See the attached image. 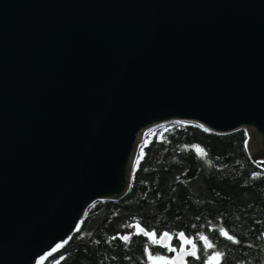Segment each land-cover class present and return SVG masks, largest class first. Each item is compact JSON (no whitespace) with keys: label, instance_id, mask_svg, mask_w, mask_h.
<instances>
[{"label":"water","instance_id":"water-1","mask_svg":"<svg viewBox=\"0 0 264 264\" xmlns=\"http://www.w3.org/2000/svg\"><path fill=\"white\" fill-rule=\"evenodd\" d=\"M175 122L244 131L264 168V0H0V264L124 199L145 132ZM180 241H158L171 264L198 255Z\"/></svg>","mask_w":264,"mask_h":264},{"label":"trees","instance_id":"trees-1","mask_svg":"<svg viewBox=\"0 0 264 264\" xmlns=\"http://www.w3.org/2000/svg\"><path fill=\"white\" fill-rule=\"evenodd\" d=\"M246 141L244 131L219 135L194 123L156 127L140 146L128 195L93 204L40 264H171L173 253L158 244L164 233L173 249L181 233L193 242L198 255L188 264H264V168ZM215 251L224 256L213 258Z\"/></svg>","mask_w":264,"mask_h":264},{"label":"snow or ice","instance_id":"snow-or-ice-1","mask_svg":"<svg viewBox=\"0 0 264 264\" xmlns=\"http://www.w3.org/2000/svg\"><path fill=\"white\" fill-rule=\"evenodd\" d=\"M245 147L247 148V141L245 143ZM220 232H221L222 235H225L228 240H230V241H233L234 240L233 235H230L228 232H226L223 227L220 228ZM145 235H148V233H145ZM164 235H167V233H164ZM181 235H183V233H181ZM122 239H124V240L127 241V240L130 239V237L124 236V237H122ZM202 239H205L206 240L207 238L206 237H202ZM234 242L239 243V241H234ZM209 247H211V245H209ZM223 256H224V253L222 251H215L213 258H221ZM223 264H226V261H224Z\"/></svg>","mask_w":264,"mask_h":264},{"label":"rangeland","instance_id":"rangeland-1","mask_svg":"<svg viewBox=\"0 0 264 264\" xmlns=\"http://www.w3.org/2000/svg\"><path fill=\"white\" fill-rule=\"evenodd\" d=\"M156 127H154V128H151V129H149V130H147L146 132H145V134H144V139L146 138V136H148L150 133H151V131L153 130V129H155ZM62 245V244H61ZM61 245H59V246H57L51 253H53L56 249H58V247H60ZM51 253H49V254H47L43 259H42V261L40 262V263H42L43 261H44V259L48 256V255H50ZM39 263V264H40ZM168 263V261L166 260V259H162V260H160L159 261V264H167Z\"/></svg>","mask_w":264,"mask_h":264},{"label":"flooded vegetation","instance_id":"flooded-vegetation-1","mask_svg":"<svg viewBox=\"0 0 264 264\" xmlns=\"http://www.w3.org/2000/svg\"><path fill=\"white\" fill-rule=\"evenodd\" d=\"M177 250H179V249H174V251H177Z\"/></svg>","mask_w":264,"mask_h":264}]
</instances>
